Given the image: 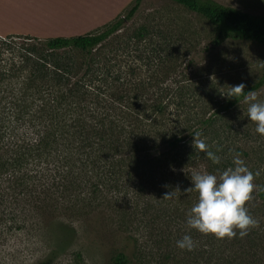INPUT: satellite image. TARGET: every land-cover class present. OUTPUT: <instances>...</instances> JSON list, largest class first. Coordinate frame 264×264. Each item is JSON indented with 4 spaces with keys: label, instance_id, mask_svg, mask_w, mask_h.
I'll return each instance as SVG.
<instances>
[{
    "label": "rangeland",
    "instance_id": "obj_1",
    "mask_svg": "<svg viewBox=\"0 0 264 264\" xmlns=\"http://www.w3.org/2000/svg\"><path fill=\"white\" fill-rule=\"evenodd\" d=\"M215 1L264 15V0ZM134 3L0 0V38L19 42L26 36L44 40L99 32L126 16ZM126 35L137 51L118 50ZM166 39L173 46L162 57ZM101 50L102 66L114 73L106 78L120 80L99 101L86 102L95 116L86 119L87 134L79 136L73 125L60 132L53 95L24 91L25 76L11 75L0 85V264H110L122 251L132 264H264V136L248 119L243 98L264 74V48L171 0H144L121 38L107 40ZM179 83L185 84L186 97H194L185 110L171 103ZM240 83L244 94L228 98L231 86ZM253 92L264 102V86ZM159 99L170 103L169 111L151 109ZM232 100L237 104L226 118L198 125L199 137L187 131L186 125L213 112L212 104ZM175 139L178 147L172 149ZM197 139L220 157L219 164L195 147ZM124 142L140 165L107 186L112 161L130 152ZM237 154L260 173L245 204L257 223L244 237L255 232L254 245L204 235L186 223L197 201L195 191H184L192 175L219 176ZM168 192L174 195L164 198ZM185 234L195 242L191 251L176 246Z\"/></svg>",
    "mask_w": 264,
    "mask_h": 264
},
{
    "label": "trees",
    "instance_id": "obj_2",
    "mask_svg": "<svg viewBox=\"0 0 264 264\" xmlns=\"http://www.w3.org/2000/svg\"><path fill=\"white\" fill-rule=\"evenodd\" d=\"M171 1L203 16L211 24L218 26L222 30L230 31L241 39L254 41L264 48V15H252L238 8L223 5L215 0ZM143 2L144 0H135L133 7L128 11L126 16L115 20L99 32H89L70 37L58 36L44 40L26 36L20 38L23 40L19 42L13 40L11 37L7 39L0 38V85L11 75L25 76V81L23 82L25 85L24 91L25 89H34L41 95L43 93L48 96L53 95V100L51 99L55 108L53 113L54 118H56L57 129L60 132L62 131V126L66 129V125H73L77 128L75 133L79 136L87 134L90 124L88 125L86 119L90 120L91 117L94 119L95 116H93L92 109H89V105L86 102L89 98L99 101L101 94L111 90L113 87L112 82L120 80L119 78L114 80L106 78L107 73L110 74L112 72L109 67L104 68L101 60H99L101 58L102 45L111 38H121L123 31L127 30L129 20L134 17ZM133 37L135 38V36ZM133 37L130 36V39ZM126 38L127 35L124 38V44L118 50H121V52L124 50L129 52L131 50L137 51L139 48L131 49L132 44ZM138 40L139 42L141 41L140 39ZM166 41L168 40L166 39ZM172 46L173 44H170V41L167 44L164 42V49L163 51L160 50L162 53L159 54H162V57L165 54V57H167ZM2 52H5L6 57H2ZM163 64H167V62L164 60ZM184 86L185 84H177L174 95L171 97L173 99L171 103L176 109L185 110L188 106L187 104L194 100V97H186L184 93L186 88ZM263 86L264 74L249 91H256ZM187 100H189L188 103H186ZM236 104V100L227 101L226 103H219L218 101L217 106L216 104H212L213 112L206 119L202 118L197 124H191L192 126L186 125L187 123L184 125H186L187 131L193 136L197 131L198 125L219 122L220 119L226 118ZM168 108H171V105L169 103L166 106L164 99L157 100L151 106V109L158 114L169 111ZM198 117L200 118V116ZM98 123L100 127H105L102 121ZM227 126L229 127V125ZM111 128H106L105 131L108 132ZM96 129L93 128L91 132L98 131ZM99 137L102 142L101 136ZM85 141H87V137ZM40 144H43V142H40ZM94 144H91L92 149L97 148ZM43 145L39 146V148L42 149L47 146L46 144L42 147ZM171 146L172 149H176L178 147V140L175 139ZM122 147L130 151L127 156L130 160L125 157L126 154H123V156L120 154L121 148L115 147L117 152L115 155H120L112 161V171L109 169L105 172V177L111 175L110 183L107 186L113 185L111 182H115L118 176L123 178L128 168L134 167L131 165H140L138 159L131 153L133 147L126 146V142L123 143ZM137 149L138 147L134 150L137 151ZM99 150L97 148V151ZM114 168L123 170L122 175L115 172ZM236 231L237 235L233 236V238L236 237L235 241L237 242H240V238L241 240L248 239L251 245L259 241V238H256L257 234L255 232H249L248 238H246L238 234L239 230ZM129 257L125 251L118 252L110 264H132Z\"/></svg>",
    "mask_w": 264,
    "mask_h": 264
},
{
    "label": "clouds",
    "instance_id": "obj_3",
    "mask_svg": "<svg viewBox=\"0 0 264 264\" xmlns=\"http://www.w3.org/2000/svg\"><path fill=\"white\" fill-rule=\"evenodd\" d=\"M244 89V83L231 86L226 96L237 99L244 94ZM243 98L248 104V119L255 123L256 133L264 136V102L257 101L256 93L252 91H248ZM199 136V132L195 133V137ZM195 147L205 151L207 145L204 140L197 139ZM205 155L213 164L220 163V157L213 152L205 151ZM232 165L224 169L219 176L213 173L192 175L191 186L184 190L197 193V201L187 214L186 223L190 229L221 239L225 236H236V230H239L238 234L243 237L248 229L257 223L248 213L245 204L251 199L256 187L253 180L260 173L251 171L239 154L233 157ZM173 195V192H168L164 198H171ZM176 246L181 250L191 251L195 242L191 235L185 234L176 241Z\"/></svg>",
    "mask_w": 264,
    "mask_h": 264
}]
</instances>
